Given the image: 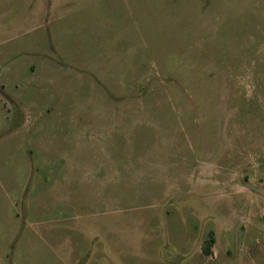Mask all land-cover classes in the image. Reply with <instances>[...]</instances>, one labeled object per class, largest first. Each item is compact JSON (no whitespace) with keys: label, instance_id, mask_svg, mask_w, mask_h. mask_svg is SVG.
Masks as SVG:
<instances>
[{"label":"rangeland","instance_id":"rangeland-1","mask_svg":"<svg viewBox=\"0 0 264 264\" xmlns=\"http://www.w3.org/2000/svg\"><path fill=\"white\" fill-rule=\"evenodd\" d=\"M0 264H264V0H0Z\"/></svg>","mask_w":264,"mask_h":264},{"label":"trees","instance_id":"trees-1","mask_svg":"<svg viewBox=\"0 0 264 264\" xmlns=\"http://www.w3.org/2000/svg\"><path fill=\"white\" fill-rule=\"evenodd\" d=\"M210 243H213L212 232H210L209 244H210ZM204 252H205L206 254H208V253L210 252V250H209V245L204 247Z\"/></svg>","mask_w":264,"mask_h":264}]
</instances>
